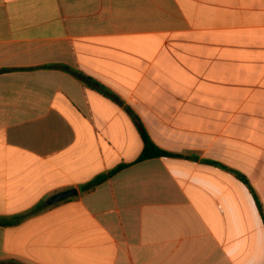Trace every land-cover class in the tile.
<instances>
[{"label":"crops","instance_id":"1","mask_svg":"<svg viewBox=\"0 0 264 264\" xmlns=\"http://www.w3.org/2000/svg\"><path fill=\"white\" fill-rule=\"evenodd\" d=\"M0 264H264V0H0Z\"/></svg>","mask_w":264,"mask_h":264},{"label":"trees","instance_id":"2","mask_svg":"<svg viewBox=\"0 0 264 264\" xmlns=\"http://www.w3.org/2000/svg\"><path fill=\"white\" fill-rule=\"evenodd\" d=\"M141 135H142V138L144 141V150H143L141 156L139 157L138 161H144V160L151 159V158H157V157L169 155V153L161 150L159 147H157L152 142V140L150 139L148 134L144 131V129H141ZM127 166H128L127 164H120L116 168H114L108 172H105L103 174L98 175L97 177H95L93 180H91L87 184H84L81 187V191L82 192H88V191L95 189L97 186L104 183L105 181H107L108 179L113 177L116 173H118L119 171H121L122 169H124ZM46 207H47L46 202L42 201L39 204H37L29 213H27L24 216L14 218V221H12L8 224L17 223L21 218H24L25 216L39 212Z\"/></svg>","mask_w":264,"mask_h":264},{"label":"water","instance_id":"3","mask_svg":"<svg viewBox=\"0 0 264 264\" xmlns=\"http://www.w3.org/2000/svg\"><path fill=\"white\" fill-rule=\"evenodd\" d=\"M78 194V191L75 190V189H72V190H68V191H65V192H62L60 194H57L56 196L52 197L51 199H49L47 201V205L48 206H51L55 203H58V202H61V201H64L72 196H75Z\"/></svg>","mask_w":264,"mask_h":264}]
</instances>
